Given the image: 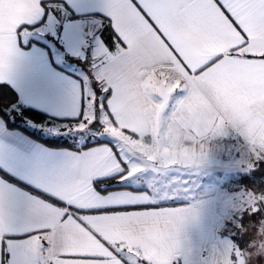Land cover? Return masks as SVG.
Returning <instances> with one entry per match:
<instances>
[{
    "label": "snow or ice",
    "instance_id": "snow-or-ice-1",
    "mask_svg": "<svg viewBox=\"0 0 264 264\" xmlns=\"http://www.w3.org/2000/svg\"><path fill=\"white\" fill-rule=\"evenodd\" d=\"M0 264H264V0H0Z\"/></svg>",
    "mask_w": 264,
    "mask_h": 264
}]
</instances>
